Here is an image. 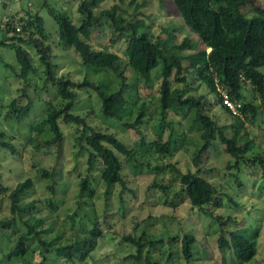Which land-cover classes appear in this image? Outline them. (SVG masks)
I'll return each instance as SVG.
<instances>
[{
	"label": "rangeland",
	"instance_id": "rangeland-1",
	"mask_svg": "<svg viewBox=\"0 0 264 264\" xmlns=\"http://www.w3.org/2000/svg\"><path fill=\"white\" fill-rule=\"evenodd\" d=\"M82 2L83 0H9L7 4L0 6V130L6 134L7 141L16 150L15 154H11L6 149H0V172L7 186H14L16 181L27 177L32 180L33 186L22 196L21 204L36 201L30 213L42 220L37 227L41 231V239L45 242L53 240L55 247L66 245L73 242L77 235L96 228L97 224L101 236L97 238L86 264H139L127 258L129 254L135 253V247L123 240L124 235L140 236L145 232L153 239H162L163 243L151 251V256L156 261L161 260L160 252L165 250L168 236H173L177 238L173 246L177 261L170 264H187L182 258L181 239L185 234H192L195 242L191 264H264V181L262 169L248 162L257 155L264 157V123L258 126L245 121L235 142L238 147L245 148L244 161L237 162L232 159L225 153L224 146L215 139L203 154L201 171L198 173L192 162L199 146V131L192 122L193 111H168L162 119L158 102L161 62L151 72L149 83H145L139 75H134V71L126 67L125 63L128 36L112 31L109 23L105 21L90 32L89 43L95 50L107 49L120 57V68L123 69L128 85L124 94L127 101L125 110L120 119L105 117L101 113V101L97 93L92 89L82 88L76 90L75 104L71 112L85 117L88 126L115 134L129 148L144 157L137 155V164H125V188L115 185L107 189L101 184L100 166L92 172L87 171L86 156L76 142V138L81 135V126L59 120L63 140L60 146L54 140L44 118L48 103L54 107L59 104L56 84L46 81L45 67L40 63L38 53L25 43L22 47L29 53L33 71L28 74L27 81L17 76L15 53L9 44L17 43L12 41L13 38L17 41L19 37L23 40H27V37L7 30L11 29L10 26L4 29L2 23L4 18L10 17L20 27L18 21L26 18L27 12L37 13L43 19L48 37L46 45L50 48V61L56 65L54 75L73 82L87 79L99 85L106 93L115 92L119 88V81L114 73L83 65L72 48L63 47L57 34V25L48 10L53 8L57 12L65 13L75 25H79L81 15L78 7ZM256 2L264 7V0ZM113 5L119 7L118 14L125 20L145 21L149 26L148 34L153 39L165 38L169 48L180 43L182 39L189 38L198 49L195 34L183 25L169 0H161L160 3L156 0H102L94 11L108 9ZM172 51L170 48L167 53L171 54ZM190 53L188 50L182 52L184 55ZM181 65L188 68L189 60L182 59ZM260 71L264 74V68H260ZM174 72L175 70L172 74ZM189 84L196 88L197 80L192 79ZM171 85L176 86L173 76ZM242 89L249 96L250 85L244 84ZM26 98L32 102L31 110L17 122L7 105L12 99L18 101V104H25ZM206 98L211 103L214 96L207 94ZM141 104H145L142 124L135 129L126 127V124L135 121ZM209 115L219 125L226 126V136L232 138L234 132L229 128L231 120L219 105L210 107ZM171 134L173 147L166 156L156 155L149 149L140 147L141 138L145 142H151L160 135L161 141L165 142ZM35 145L41 147L35 150ZM157 167L161 169L156 171ZM40 170H45L49 177L45 178ZM187 172L197 173L215 187L216 202L219 205L213 202L207 207V211L214 217H220L222 222L228 217L233 222L221 226L215 218L191 208L180 184V173ZM87 176L93 193L80 196L79 180ZM159 186L166 189L162 190ZM249 212L258 232L254 255L247 263H242L239 260L234 261L228 250H220L219 238L223 236L228 239L230 232L245 226ZM14 217L19 229L5 231L0 239V250L4 255L14 246L20 231L24 230L19 218L25 220L27 216L10 214L7 198L0 195V220ZM37 248L38 244L33 245L30 264L41 262ZM146 251L145 246L143 256ZM1 261L5 262L6 259L0 255ZM56 264L61 262L57 260Z\"/></svg>",
	"mask_w": 264,
	"mask_h": 264
},
{
	"label": "trees",
	"instance_id": "trees-1",
	"mask_svg": "<svg viewBox=\"0 0 264 264\" xmlns=\"http://www.w3.org/2000/svg\"><path fill=\"white\" fill-rule=\"evenodd\" d=\"M101 1L83 0L78 7L81 15L79 25H75L65 13L57 12L53 8L48 10L57 25V34L63 47L72 48L83 65L106 69L114 73L119 81V88L115 92L106 93L99 85L87 79L73 82L68 78H57L54 75L53 70L56 65L50 61V48L46 45L48 37L43 19L37 13L27 12L26 18L19 19L20 32H15L14 28H6L16 35L24 34L27 37V40L19 37L17 41L13 38L12 41L17 43L9 44L14 49L15 62L18 66L17 76L27 81L28 74L33 71L29 53L22 47L25 43L31 45L38 53L39 61L45 67L46 81L56 84V95L60 101L57 107L48 103L44 123L58 145L60 146L63 140L59 120L66 124L81 126V135L76 138V142L80 151L86 156L87 171L92 172L100 166L101 184L107 189L115 185L125 188L126 180L123 174L125 164H137V155L140 158L144 157L143 154L129 148L115 134L94 129L87 125L85 117L71 112L75 104L76 90L82 88H89L97 93L101 101V113L105 117L120 119L125 110L127 101L124 94L128 85L123 69L120 68V57L107 49L95 50L89 43L90 32L105 21L109 23L112 31L119 35L125 33L128 36L124 53L126 59H124L126 67L134 71V75H139L145 83H149L151 72L161 62L158 102L162 119L168 111L182 109L193 111L192 122L199 131V146L192 160L197 172L201 171L200 164L203 154L211 147L215 139L224 146L225 153L232 159L237 162L244 161L245 148L238 147L235 142L244 128L245 121L258 126L264 123V74L260 71V68H264V7L256 0H169L183 25L195 34L198 42L197 49L189 38H184L180 43L170 47L173 51L169 54L167 51L170 48L165 38L153 39L148 34V24L143 20L127 21L122 18L118 14L117 5L95 12L94 9L98 8ZM156 1L161 2V0ZM185 50L191 53L182 54ZM185 58L189 60L188 68H183L181 65V60ZM173 70H175L174 74H172ZM172 76L176 86L171 85ZM192 79L197 80L196 88H192L189 84ZM244 84L250 85L249 96H246L242 89ZM218 87L226 92L230 101L239 104V116L233 115L222 104ZM207 94L214 96L211 103L207 101ZM24 96L27 97L25 93ZM217 105L231 120L229 128L234 132L232 138L226 136L227 127L219 125L217 120L209 115L210 107ZM7 107L13 113L14 120L20 122L29 114L32 102L28 99L25 104L21 105L12 99ZM144 116L145 104H141L135 121L126 124V127L135 129L142 124ZM171 138L172 134L165 142L161 141L160 135L157 140L151 142H145L141 138L140 147H145L152 153L163 157L171 152L173 147ZM40 147L34 146L35 150ZM0 149H6L11 154L16 153L13 144L7 141L6 134L1 130ZM248 162L262 169L264 181V157L257 155ZM169 167L175 170L173 166ZM160 169L161 167H157L155 170ZM40 172L45 178L49 177L45 170H40ZM180 184L191 208L215 218L221 226L233 222L230 217L222 222L220 217H214L207 211L211 203L215 202L219 205L216 202V189L210 182L198 176L197 173L187 172L180 173ZM32 186L33 183L29 177L16 181L14 186H7L0 172V195L7 198L10 214H18L19 217L23 214L27 216L25 220L19 218L24 230L20 231L14 246L8 250L6 255L0 250V255L6 259L0 264H7V262L30 264V253L34 251L33 245L35 244H38L37 249L41 257L39 264H56L57 260L61 264H86V260L95 248L97 238L101 236L98 225L95 224L96 228L77 235L73 242L66 245L55 247L53 240L45 242L41 239V231L37 230L42 220L33 217L30 213L36 201L21 204L22 196ZM159 187L162 190L166 189L164 186ZM92 193L89 176L81 178L79 195L86 196ZM251 217L249 212L247 224L230 232L228 239L223 236L219 238L220 250H228L233 255L234 261L247 263L254 255L258 227H254L256 223L251 220ZM10 229H19L15 217L0 220V239L3 238L4 232ZM123 240L135 247V253L129 254L127 258L136 263L170 264V262L177 261L173 247L177 241L176 237L168 236L165 244L167 250L166 247L163 252L159 249L161 260L158 261L151 256V251L163 243L162 239H153L142 232L140 236L124 235ZM194 242L195 238L192 234H185L181 239L182 258L187 264H191L194 259ZM145 246L147 251L143 256L142 251Z\"/></svg>",
	"mask_w": 264,
	"mask_h": 264
},
{
	"label": "built area",
	"instance_id": "built-area-1",
	"mask_svg": "<svg viewBox=\"0 0 264 264\" xmlns=\"http://www.w3.org/2000/svg\"><path fill=\"white\" fill-rule=\"evenodd\" d=\"M9 0H0V6H3L5 4H7L6 2H8ZM3 28L6 29V27L10 26L11 28L15 29V32H20V27L17 26V24H14L13 21L11 20L10 17H6L3 20ZM1 27V26H0ZM218 92L221 95L222 98V104L226 106V108L233 114V115H238L239 116V104L234 103L232 101H230L228 95L226 94L225 91H223L222 89H220L219 87L217 88Z\"/></svg>",
	"mask_w": 264,
	"mask_h": 264
},
{
	"label": "crops",
	"instance_id": "crops-1",
	"mask_svg": "<svg viewBox=\"0 0 264 264\" xmlns=\"http://www.w3.org/2000/svg\"><path fill=\"white\" fill-rule=\"evenodd\" d=\"M4 7H6V6H4Z\"/></svg>",
	"mask_w": 264,
	"mask_h": 264
}]
</instances>
